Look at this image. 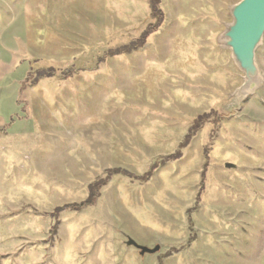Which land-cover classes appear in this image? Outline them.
<instances>
[{
    "label": "rangeland",
    "instance_id": "1",
    "mask_svg": "<svg viewBox=\"0 0 264 264\" xmlns=\"http://www.w3.org/2000/svg\"><path fill=\"white\" fill-rule=\"evenodd\" d=\"M150 1L0 0V264H264V40L263 84L241 109L243 74L219 41L242 0H157L143 48L24 86L32 67L138 41ZM113 169L138 180L111 177L94 206L65 208ZM128 239L161 250L141 257Z\"/></svg>",
    "mask_w": 264,
    "mask_h": 264
},
{
    "label": "water",
    "instance_id": "2",
    "mask_svg": "<svg viewBox=\"0 0 264 264\" xmlns=\"http://www.w3.org/2000/svg\"><path fill=\"white\" fill-rule=\"evenodd\" d=\"M232 23L219 39L222 49L231 53L237 69L243 74V84L234 92L232 106L241 109L242 104L254 96L263 84V78L256 62V54L264 40V0H242L230 8ZM227 169L236 168L227 164ZM128 247L138 250L141 257L156 255L161 247L152 249L140 246L128 239Z\"/></svg>",
    "mask_w": 264,
    "mask_h": 264
},
{
    "label": "trees",
    "instance_id": "3",
    "mask_svg": "<svg viewBox=\"0 0 264 264\" xmlns=\"http://www.w3.org/2000/svg\"><path fill=\"white\" fill-rule=\"evenodd\" d=\"M150 10H151L150 11L151 19H154L155 23L153 22L148 25L144 34L141 35L142 37L139 38L138 41L137 40L132 41L130 45H125L121 49L118 47L116 49L109 48V49L97 50L96 52L91 54L88 59L80 58L73 64V66H70L69 68L65 70L58 69V68H49V67H44L41 69L32 67L31 70L29 71L28 78L24 80L25 81L24 86L32 88L33 86L36 85L37 82L44 80V79L48 80V78H52V77L57 78V79H66V80L72 79V78H75V76L81 72L96 71L101 64L109 61L110 59H113V58L115 59V57H120V56L132 55V53H134L135 50H139L143 48L144 47L143 45L146 44L147 39L152 34L154 35V33H156L159 30V28L162 26L164 16L161 13V10L159 9V2L157 0L150 1ZM22 90H24V87L22 88ZM211 118H214V121H215L216 119L219 118V116H216V115L213 116L212 114L203 115L199 117L197 120H195L193 126L190 129L188 136L185 138L184 144L180 146V149H183L185 146H187V144H189L190 141H192L195 134H197L202 123L205 121H209ZM9 123L10 124L6 125V127L7 126L11 127L14 124V120L9 121ZM7 134L8 133L6 129L0 130V136H5ZM178 158L179 157L176 158L175 156L172 155L170 157L159 160L157 163H155L152 169L148 172L144 180L147 181L148 179H150L153 176L154 171L158 169L159 167H161L162 165H165L167 161H175ZM108 172H109V176L106 180H102L94 184L93 186H90V196L88 199H86L87 200L86 202H84L81 206L67 205L65 206V208H69L73 211H78L79 209H85L88 206H94L101 196L100 191L103 189L104 185L108 183L111 177L119 176V174L120 175L124 174L126 176H130V178L132 179L138 180L137 176H132V174H128L127 172H124L120 169H113ZM203 186H204V175L202 174V180L200 183L201 190H203ZM199 200H200V195L197 196V201L199 202ZM191 211L193 210L191 209L190 211H188V220H189V229L193 231L194 220L191 217ZM57 212L58 213L62 212V209H57Z\"/></svg>",
    "mask_w": 264,
    "mask_h": 264
}]
</instances>
